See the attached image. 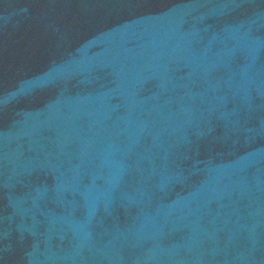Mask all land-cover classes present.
Wrapping results in <instances>:
<instances>
[{
    "label": "water",
    "instance_id": "1",
    "mask_svg": "<svg viewBox=\"0 0 264 264\" xmlns=\"http://www.w3.org/2000/svg\"><path fill=\"white\" fill-rule=\"evenodd\" d=\"M0 264H264V151L0 180Z\"/></svg>",
    "mask_w": 264,
    "mask_h": 264
}]
</instances>
